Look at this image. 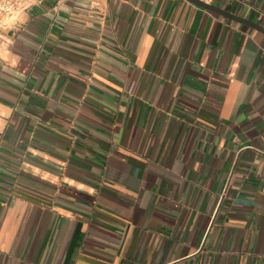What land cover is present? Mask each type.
<instances>
[{
    "label": "crops",
    "instance_id": "obj_1",
    "mask_svg": "<svg viewBox=\"0 0 264 264\" xmlns=\"http://www.w3.org/2000/svg\"><path fill=\"white\" fill-rule=\"evenodd\" d=\"M211 4L264 28V0ZM0 37V264H264L261 30L42 0Z\"/></svg>",
    "mask_w": 264,
    "mask_h": 264
},
{
    "label": "clouds",
    "instance_id": "obj_2",
    "mask_svg": "<svg viewBox=\"0 0 264 264\" xmlns=\"http://www.w3.org/2000/svg\"><path fill=\"white\" fill-rule=\"evenodd\" d=\"M29 7L24 0H0V30L8 31L18 23L26 22L25 10ZM0 49L7 48L11 41L0 37ZM0 55L7 57V52H0ZM3 130V123L0 122V131Z\"/></svg>",
    "mask_w": 264,
    "mask_h": 264
},
{
    "label": "water",
    "instance_id": "obj_3",
    "mask_svg": "<svg viewBox=\"0 0 264 264\" xmlns=\"http://www.w3.org/2000/svg\"><path fill=\"white\" fill-rule=\"evenodd\" d=\"M190 2L202 7V8H205L207 10H210V11H213V12H216L220 15H223L227 18H231L235 21H238V22H242V23H245V24H248L250 26H253L254 28H257L259 30H261L263 33H264V28H262L261 26H259L258 24L254 23V22H251L249 20H246V19H243V18H240L238 16H235L233 14H231L230 12L226 11V10H223V9H220L218 7H216L215 5L213 4H208L202 0H189Z\"/></svg>",
    "mask_w": 264,
    "mask_h": 264
},
{
    "label": "built area",
    "instance_id": "obj_4",
    "mask_svg": "<svg viewBox=\"0 0 264 264\" xmlns=\"http://www.w3.org/2000/svg\"><path fill=\"white\" fill-rule=\"evenodd\" d=\"M40 1L42 0H24L25 3H27L29 5V7L25 10V14L27 15L28 14V10L35 4L39 3ZM208 4H211L212 0H202ZM20 23H18L13 29L17 28L19 26ZM1 31H4V30H0Z\"/></svg>",
    "mask_w": 264,
    "mask_h": 264
}]
</instances>
